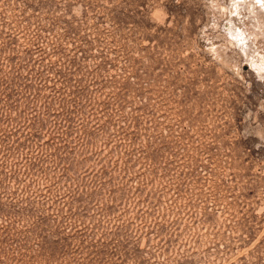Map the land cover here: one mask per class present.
Here are the masks:
<instances>
[{
  "label": "rangeland",
  "instance_id": "1",
  "mask_svg": "<svg viewBox=\"0 0 264 264\" xmlns=\"http://www.w3.org/2000/svg\"><path fill=\"white\" fill-rule=\"evenodd\" d=\"M0 264H264V0H0Z\"/></svg>",
  "mask_w": 264,
  "mask_h": 264
}]
</instances>
